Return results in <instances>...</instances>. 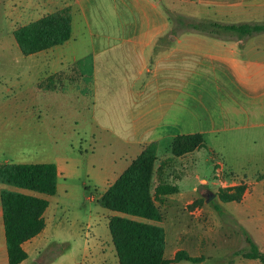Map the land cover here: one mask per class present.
Segmentation results:
<instances>
[{"label": "rangeland", "instance_id": "rangeland-1", "mask_svg": "<svg viewBox=\"0 0 264 264\" xmlns=\"http://www.w3.org/2000/svg\"><path fill=\"white\" fill-rule=\"evenodd\" d=\"M110 1L0 0V151L10 152L13 161L52 158L62 151L78 164L68 194L60 190L46 195L55 221L56 234L50 236L64 240L56 246L65 252L63 264H120L108 226L111 212L116 211L85 198H97L102 192L92 165L98 167V159L109 150L108 136L124 127L123 98L117 81L121 75L108 72L123 66L111 60L99 65L97 100L93 58L99 50L110 52L106 33L130 32L141 20L140 12L132 6H119L116 11ZM256 2L241 1L236 6L240 13L232 18L264 23V0ZM159 4L169 10L174 25L179 24V14L219 20L227 18V10L232 9L224 4L203 5L197 0H161ZM65 6L72 10L71 38L23 54L12 30ZM173 29L166 34H184L179 27ZM111 80L118 93L110 96L107 90ZM42 81L61 90H43ZM111 97L117 98L116 106H112ZM206 140L215 150L199 147L175 155L173 140L167 139L156 151L155 170L161 168L154 174V187L161 182L178 186L177 192L161 195L156 201L163 219L154 222L165 228L168 264H261L258 259L235 254L240 248H249L242 224L234 218L243 204L222 201L218 192L246 182L251 193L255 180L264 179V124L227 127L208 134ZM212 193L213 198L207 201ZM247 226L259 238L256 226ZM49 227L52 229V224ZM179 249L201 257V261L176 258Z\"/></svg>", "mask_w": 264, "mask_h": 264}, {"label": "crops", "instance_id": "crops-1", "mask_svg": "<svg viewBox=\"0 0 264 264\" xmlns=\"http://www.w3.org/2000/svg\"><path fill=\"white\" fill-rule=\"evenodd\" d=\"M80 1L87 3L88 0H77ZM241 1L257 3V0H197L208 6L224 4L232 7L227 10V18L210 20L223 23L259 21L232 18L240 13L236 6L241 5ZM160 2L161 0L110 1L116 11H119V6H132L140 12L141 20L133 24L130 32L123 30L106 33L105 40L108 47L111 46L107 47L110 52L99 50L93 58V83L97 100L100 97L99 65L102 62L106 65V61L111 60L115 65L120 62L123 66L119 70L108 72L121 75V79L117 81L120 83L119 89L123 98L121 114L124 127L119 132L114 131L116 135L108 136L109 150L103 154L101 160L98 159V167L96 164L92 165L97 183L103 186L102 192L97 198L87 195L86 199L98 202V198L151 141L157 140L161 145L163 140H173L179 134L192 133H202L206 140L208 134L217 133L227 127L264 124V31L251 35L197 34L196 31L168 35L166 33L172 31L174 24L169 10H165ZM120 24L126 28L123 22ZM109 83L107 91L110 96L118 93L115 81L111 80ZM111 99L112 106H116L117 98ZM208 146L215 150L213 146ZM9 153L0 151V164L56 163L58 181L55 193L60 190L69 193L71 179L78 171V164L63 155L62 151L55 153L52 158L43 157L32 161H13ZM2 155L5 156L3 160ZM263 184L264 179L255 180L252 192L246 191L244 198L237 201L243 205L234 218L247 227L250 235L264 251ZM2 189L44 196L49 200L44 212L45 227L23 242L22 246L28 257L20 264H63L65 252L62 249L57 250L56 246L64 240L50 236L56 234L53 231L55 221L52 219L54 213L50 210V199L43 193L15 185L9 186L1 181L0 264H9ZM114 214L124 213L111 212V215ZM247 223L256 226L259 238L251 233ZM49 224H52V229Z\"/></svg>", "mask_w": 264, "mask_h": 264}, {"label": "trees", "instance_id": "trees-1", "mask_svg": "<svg viewBox=\"0 0 264 264\" xmlns=\"http://www.w3.org/2000/svg\"><path fill=\"white\" fill-rule=\"evenodd\" d=\"M174 27L184 31H196L212 35H251L264 31V23H223L210 19L187 18L179 14ZM72 10L65 6L35 20L15 27L13 34L23 54H33L67 41L72 36ZM174 30V29H172ZM50 83V81H49ZM47 89H59L52 84L41 83ZM159 142L151 141L130 163L120 176L98 198V202L113 211L124 214L110 216L109 228L120 264H168L165 257L166 231L154 221H161L157 200L164 194L178 191L177 185L161 182L154 187L156 151ZM175 155L191 152L199 147L209 148L202 133L179 134L171 144ZM0 181L21 188L55 194L58 168L54 162H7L0 164ZM248 189L246 182L220 188L222 201H241ZM1 200L4 211L9 264H20L28 257L23 248L24 241L31 239L45 227L44 212L49 200L26 192L2 189ZM219 209L218 206H216ZM249 248H240L235 254L258 259L264 264V251L258 246L248 230L241 225ZM176 258L193 262L201 257L190 255L185 249L176 252Z\"/></svg>", "mask_w": 264, "mask_h": 264}, {"label": "water", "instance_id": "water-1", "mask_svg": "<svg viewBox=\"0 0 264 264\" xmlns=\"http://www.w3.org/2000/svg\"><path fill=\"white\" fill-rule=\"evenodd\" d=\"M214 196V193L210 194L209 197L207 198V201H209L210 199H212Z\"/></svg>", "mask_w": 264, "mask_h": 264}]
</instances>
